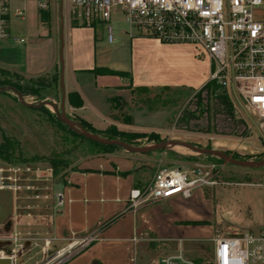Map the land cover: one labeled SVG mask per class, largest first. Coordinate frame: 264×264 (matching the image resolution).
<instances>
[{"label":"crops","instance_id":"1","mask_svg":"<svg viewBox=\"0 0 264 264\" xmlns=\"http://www.w3.org/2000/svg\"><path fill=\"white\" fill-rule=\"evenodd\" d=\"M6 1L11 37L0 39V70L26 78L59 70L67 93H78L84 101L79 109L83 113L90 106V97L84 93L88 88L97 95L124 86L119 77L98 76L92 86L82 89L78 77L93 75L98 69L127 74L138 87L199 89L208 83L209 63L196 60L181 44L158 42L131 26L117 32V44L108 43L104 24L83 26L71 15L70 6L59 0H52L45 11L39 9L36 0ZM17 11L24 16L17 17ZM98 26L103 27L99 32ZM12 37L25 42H14ZM98 113L92 107V112L87 111L88 121L96 123ZM152 155L122 150L82 160L54 188L46 182L52 195L50 191L32 194L26 187L35 185L36 178L31 179L24 169L13 172L14 166L0 160V178H5L0 186H6L0 188V252H11L23 243L19 235L27 234L29 209H39L38 216L44 217L43 229L49 230L44 229L49 234L44 250L58 252L81 245L66 264H156L162 257H155L161 252L165 257L179 255L171 251L168 238L173 229H186L178 224L203 220L202 213L192 211L191 199L204 204L205 199L195 191L189 199L174 197L132 204L131 192L146 191L152 184L153 177L144 176L140 164L151 161ZM47 194L49 199L45 198ZM57 194L62 195L60 206L53 199ZM198 231L206 235L202 229ZM241 234L234 231L235 236ZM199 235L198 240H204Z\"/></svg>","mask_w":264,"mask_h":264},{"label":"rangeland","instance_id":"2","mask_svg":"<svg viewBox=\"0 0 264 264\" xmlns=\"http://www.w3.org/2000/svg\"><path fill=\"white\" fill-rule=\"evenodd\" d=\"M108 25L112 27L115 44L118 43L117 32L129 27L119 10L113 12L111 21L104 27L107 29ZM97 29L99 32L103 27L98 26ZM180 46L190 51L196 60L209 63L210 77L212 67L208 55L194 45ZM92 73L78 77L82 89L92 86L98 76L119 77L124 86L118 91L97 95L87 87L89 90L84 93L90 97V106L86 113L79 111L81 107L71 105L69 95L72 93H67L59 70L36 78L0 70V83L9 82L11 85L6 86L20 87L29 105L55 103L60 112L63 110L66 120L79 124L100 138L120 140L137 148L176 141L200 149L218 150L240 162L264 161V140L254 125V119L241 106L237 94H231V97L233 103L234 100L237 103L238 114L234 112V105H229L222 97V92L215 87H205L208 83L199 89L188 86L146 88L134 86L124 73L109 69H98ZM92 107L99 111L96 123L88 121L87 111L92 112ZM74 132L61 124L52 107L29 108L21 104L15 93H0V144L3 143L2 135L12 141L13 162L9 164L16 169H31V179L36 178L33 180H48L47 184L54 188L76 170V164L82 160L122 150L135 154L120 147L95 146ZM148 154H153L151 161L140 164L144 168V176L153 177L152 183L163 168L200 169L208 181L207 185L195 190L200 191L205 204L191 199L192 211L202 213L203 220L178 224L186 229L172 230L168 238L171 251L197 263L211 261L216 238L235 236L234 231L244 234L264 231V166L243 168L224 158L201 155L179 146ZM34 170L38 171L34 173ZM30 192L34 194L37 191ZM29 212L31 215L27 222L30 224L25 227L27 234L19 235L23 238V243L18 245L19 263L40 264L55 252L44 250L49 234L44 232V217L38 216L39 209H29ZM258 224L262 225L261 231L255 229ZM198 229L205 231L206 235H199ZM197 235L204 240H198ZM157 257L165 256L161 252L155 259Z\"/></svg>","mask_w":264,"mask_h":264},{"label":"built area","instance_id":"3","mask_svg":"<svg viewBox=\"0 0 264 264\" xmlns=\"http://www.w3.org/2000/svg\"><path fill=\"white\" fill-rule=\"evenodd\" d=\"M52 0H36L40 10L49 9ZM71 8V15L80 24L93 27L108 24L119 10L129 26L141 30L164 44L194 45L211 61L208 83L228 96L237 113L240 99L243 109L254 119L264 140V0H59ZM3 6H5L3 8ZM9 11L6 0H0V39L10 38ZM23 17L21 11L15 14ZM107 40L112 43V27L107 26ZM17 43L24 39L12 37ZM22 169H12L18 173ZM27 173L31 169H24ZM38 170H34L37 172ZM2 172V170H1ZM10 180L12 178H9ZM5 178H0L4 182ZM16 181V180H15ZM39 181V180H37ZM208 184L204 173L183 168H163L146 191L133 190L132 204L162 202L174 197L189 199L197 188ZM2 184L0 188H5ZM17 189V188H16ZM20 189V187H18ZM27 190L34 187L28 185ZM39 196H37L38 198ZM57 205L62 195L57 194ZM46 199L48 196L45 197ZM139 201V202H138ZM81 246V245H80ZM80 246L55 252L40 264H66ZM18 247L10 253L0 252L1 260L20 264ZM264 264V231L246 233L214 240L211 261L197 263L177 256L163 257L156 264Z\"/></svg>","mask_w":264,"mask_h":264},{"label":"water","instance_id":"4","mask_svg":"<svg viewBox=\"0 0 264 264\" xmlns=\"http://www.w3.org/2000/svg\"><path fill=\"white\" fill-rule=\"evenodd\" d=\"M1 92H13V93H15L17 95L19 101L21 102V104L26 106V107H29V108H42V107H47V106L52 107L54 109V112L56 114L57 119L60 122L64 123L70 129L74 130L75 132L82 135L86 139H88L92 142L104 145V146L120 147V148L126 149L130 152H133L135 154H142V155L151 153L153 151L166 150V149H169L171 146H174V147L175 146H181V147H184V148H186L192 152H195V153H198L201 155L218 156V157L224 158L228 162H230L231 164L237 165V166L243 167V168H254V167L264 166V161H261V162H240V161L233 160L228 155H226L224 152H221L218 150L200 149V148L193 146L191 144H188V143H182V142H176V141H167L164 144L152 146L149 148H137L133 145H130V144L123 142V141H120V140L100 138L96 135H92V134L88 133L79 124H76V123H73L69 120H66L64 118L63 110L60 112L59 108L57 107V105L55 103L41 102L40 104H38L36 106L29 105L25 102L24 96L22 95V93L20 91H18L16 88L11 87V86L0 87V93ZM0 264H11V261L10 260H1Z\"/></svg>","mask_w":264,"mask_h":264},{"label":"trees","instance_id":"5","mask_svg":"<svg viewBox=\"0 0 264 264\" xmlns=\"http://www.w3.org/2000/svg\"><path fill=\"white\" fill-rule=\"evenodd\" d=\"M43 19L46 20L47 19V14H43L42 15ZM11 85V83H6V82H3V83H0V86H6V85ZM213 87V85H211L210 83H208L205 87ZM14 87V86H13ZM15 88L20 91V92H23V90L18 87V86H15ZM77 97V98H76ZM222 97L225 99V101L231 105L230 101H229V98L227 95L223 94ZM74 98L77 99V103H75L74 101ZM69 101L71 103L72 106H75V107H82L83 106V101L81 100V98L78 96V94H70L69 95ZM62 125H65L61 122ZM75 135H78L80 137H83L82 135L78 134V133H75ZM2 138H3V143L0 144V160L3 161V162H6V163H12L13 162V154H14V148L12 146V141L5 135H2ZM109 139H112V138H109ZM90 141V140H89ZM91 143H93L95 146H98V147H105V148H112V149H118L119 147H115V146H104V145H101V144H98V143H95V142H92L90 141ZM56 169H57V166H56Z\"/></svg>","mask_w":264,"mask_h":264},{"label":"flooded vegetation","instance_id":"6","mask_svg":"<svg viewBox=\"0 0 264 264\" xmlns=\"http://www.w3.org/2000/svg\"><path fill=\"white\" fill-rule=\"evenodd\" d=\"M46 182H47V180H39V181H37V183L35 184V185H33V187H34V190H36L37 191V193L39 192V191H41V192H44V191H49V187H47L45 184H46ZM33 190V191H34ZM35 193V192H34ZM47 196H48V194H47ZM50 197L48 196V198L47 199H49ZM53 199L55 200V203H57V197L56 196H53Z\"/></svg>","mask_w":264,"mask_h":264},{"label":"bare ground","instance_id":"7","mask_svg":"<svg viewBox=\"0 0 264 264\" xmlns=\"http://www.w3.org/2000/svg\"><path fill=\"white\" fill-rule=\"evenodd\" d=\"M176 147H178V146H176ZM179 147H181V146H179ZM184 148V147H183Z\"/></svg>","mask_w":264,"mask_h":264}]
</instances>
